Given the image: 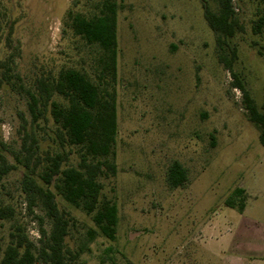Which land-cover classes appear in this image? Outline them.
<instances>
[{
  "label": "rangeland",
  "instance_id": "1",
  "mask_svg": "<svg viewBox=\"0 0 264 264\" xmlns=\"http://www.w3.org/2000/svg\"><path fill=\"white\" fill-rule=\"evenodd\" d=\"M95 2L0 0V153L15 165L0 181V202L14 209L0 219V257L18 229L37 246L41 229H52L42 203L29 207L22 189L26 89L41 73L88 59L89 47L64 21L70 8L88 11ZM117 4V173L101 178L102 196L118 207L117 237L91 240V217L58 194L71 218V264H264V145L218 58L201 0ZM233 4L243 26L230 39L233 71L264 112V35L253 30L258 3ZM8 60L16 77L4 67ZM52 131L51 122L38 128L45 149ZM175 160L188 178L172 187L167 173ZM236 188L247 193L243 211L225 202Z\"/></svg>",
  "mask_w": 264,
  "mask_h": 264
},
{
  "label": "trees",
  "instance_id": "2",
  "mask_svg": "<svg viewBox=\"0 0 264 264\" xmlns=\"http://www.w3.org/2000/svg\"><path fill=\"white\" fill-rule=\"evenodd\" d=\"M213 1L214 6L209 0H201L205 19L215 33L218 58L242 90L249 119L258 127L259 140L264 145V112L233 71L237 48L231 46L230 39L243 26L233 0ZM257 3L253 30L264 35V0ZM117 16V0H96L88 11L70 8L65 25L89 47L88 59L79 65H62L57 71L41 73L26 89L31 121L22 115V150L17 156L26 169L22 189L29 207L42 203L52 220V229H41L39 246L24 229L11 233L0 264H71L67 253L73 258L75 254L65 245L71 218L60 209L58 194L91 217L94 227L87 232L91 240L97 235L110 240L117 237L118 207L102 196L101 181L102 177L117 173ZM4 67L9 76H17L10 69V60L4 62ZM50 122L54 143L45 149L38 128ZM0 162L1 181L15 165H10L2 153ZM187 178V168L178 160L173 161L167 173L169 185H183ZM246 200L245 189L236 188L225 202L243 211ZM13 214L10 205L0 202V219H10Z\"/></svg>",
  "mask_w": 264,
  "mask_h": 264
}]
</instances>
